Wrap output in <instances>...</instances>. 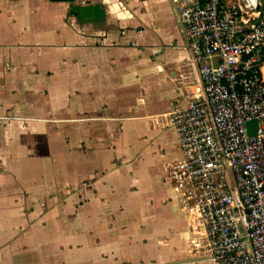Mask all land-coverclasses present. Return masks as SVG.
Returning <instances> with one entry per match:
<instances>
[{
    "label": "crops",
    "instance_id": "obj_1",
    "mask_svg": "<svg viewBox=\"0 0 264 264\" xmlns=\"http://www.w3.org/2000/svg\"><path fill=\"white\" fill-rule=\"evenodd\" d=\"M200 91L172 0H0V264H211L166 179Z\"/></svg>",
    "mask_w": 264,
    "mask_h": 264
},
{
    "label": "built area",
    "instance_id": "obj_2",
    "mask_svg": "<svg viewBox=\"0 0 264 264\" xmlns=\"http://www.w3.org/2000/svg\"><path fill=\"white\" fill-rule=\"evenodd\" d=\"M172 1L201 91L165 114L181 152L166 179L204 229L198 253L264 264V0Z\"/></svg>",
    "mask_w": 264,
    "mask_h": 264
},
{
    "label": "water",
    "instance_id": "obj_3",
    "mask_svg": "<svg viewBox=\"0 0 264 264\" xmlns=\"http://www.w3.org/2000/svg\"><path fill=\"white\" fill-rule=\"evenodd\" d=\"M246 125H247V129H248V134L253 135L255 133V127L257 125V121L255 119L248 121L246 123Z\"/></svg>",
    "mask_w": 264,
    "mask_h": 264
},
{
    "label": "rangeland",
    "instance_id": "obj_4",
    "mask_svg": "<svg viewBox=\"0 0 264 264\" xmlns=\"http://www.w3.org/2000/svg\"><path fill=\"white\" fill-rule=\"evenodd\" d=\"M4 117H6V116H4ZM2 119H3V117H2ZM164 128V127H163Z\"/></svg>",
    "mask_w": 264,
    "mask_h": 264
}]
</instances>
